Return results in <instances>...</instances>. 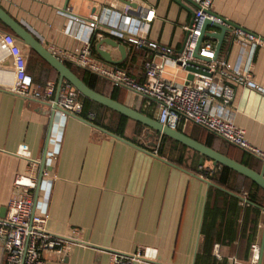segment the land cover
Segmentation results:
<instances>
[{
	"label": "crops",
	"instance_id": "obj_1",
	"mask_svg": "<svg viewBox=\"0 0 264 264\" xmlns=\"http://www.w3.org/2000/svg\"><path fill=\"white\" fill-rule=\"evenodd\" d=\"M127 1L69 0L66 8V0H0V5L50 51L80 48L90 35L94 55L107 61L97 44L103 38L118 41L125 46L124 54L110 43L101 46L111 57L107 62L142 79L148 59L162 60L159 51L148 45L137 46L125 35L104 32L98 38L90 34L84 21L105 17L107 8L120 10ZM135 3L155 11L143 33L145 38L181 52L187 38L184 26L194 20L195 1ZM211 11L264 40V0H214ZM130 14L138 15L136 10ZM146 16H150L149 11ZM76 18L80 20L76 22ZM224 26L230 28L224 40L228 45L218 54L230 59L238 73H251L264 89V44L235 41L231 38L234 26ZM103 27L108 26L103 23ZM71 30L74 35H69ZM4 31L9 30L0 25V32ZM208 31L220 29L210 25ZM209 38L217 44L216 38ZM19 44L27 54V68L37 86L43 87L49 79L59 82L56 69L37 52ZM172 59H166V75L178 81L190 79L187 72H173L177 66ZM99 86L107 94L118 89L119 102L156 118V105L146 106L131 90L113 87L102 78ZM222 104L219 99L217 105ZM92 110L105 126L117 121V114L108 107ZM225 114L245 129L253 144L264 148V92L250 86L237 88ZM180 130L206 144L207 131L199 125L188 122ZM125 133L138 142L105 133L61 108L55 109L52 103L0 88V214L7 212L9 201L20 193L14 183L16 176L30 172V163L16 154L25 143L33 158L40 161L33 168L37 179L35 212L48 213L47 229L66 236L71 243L63 260L59 253L48 251L44 264H112L114 252L134 253L140 247H149L155 257L133 264H257L251 246L261 245L264 206L255 210L256 205L246 200L244 192L211 179L220 167L182 143L166 137L173 154L164 149L160 154V148L145 141L152 137L146 127L131 118ZM143 135L146 137L141 140ZM211 147L238 161L248 159L257 171L263 167V161L218 136ZM234 149L238 156L229 152ZM178 159L182 161H175ZM232 178L241 185L242 177Z\"/></svg>",
	"mask_w": 264,
	"mask_h": 264
},
{
	"label": "built area",
	"instance_id": "obj_2",
	"mask_svg": "<svg viewBox=\"0 0 264 264\" xmlns=\"http://www.w3.org/2000/svg\"><path fill=\"white\" fill-rule=\"evenodd\" d=\"M194 1V20L184 26L187 38L181 52L145 38L143 33L148 30L146 25L155 14L148 6L137 5L134 9L126 3L120 10L107 8L105 17L93 16L84 20L90 28V34L95 33L98 38H102L104 32L119 37L125 35L137 46L148 45L159 51L162 60L148 59L142 79L131 75L126 69L97 58L92 50L90 35L80 48L51 52L64 62L95 73L113 87L131 90L144 99L146 106L155 104L156 119L163 125L180 130L188 122H193L264 161V148L253 144L245 129L225 114L226 106L234 99L237 88L250 86L262 92L264 89L255 82L251 73H238L230 59L217 54L216 43L209 37L202 40L198 56H195L205 19L224 25L226 22L210 14L214 0ZM133 10L138 15L131 16ZM147 11L150 12L148 17ZM78 20L80 19L76 18V22ZM103 23L108 27H103ZM74 34L72 30L69 32V35ZM231 38L235 41L264 44L260 37L236 27L231 30ZM167 58H173L174 65L194 75L193 79L178 81L167 76ZM0 88L25 98L57 104L65 112L91 122L97 117L96 111H85L81 93L69 81H62L60 88L59 82L52 79L47 80L43 87L37 86L27 68V54L16 35L9 31L0 32ZM219 99L222 100V106L217 105ZM16 154L26 159L32 169L27 174L16 176L14 183L20 193L9 201L6 215L0 216V264H44L48 251L59 253V258L63 260L71 247L69 239L49 231L46 227L48 213H36L34 209L37 179L33 168L40 161L33 158L29 145L25 143L19 146ZM251 251L253 262L257 263L260 244L253 243ZM154 257L152 249L140 247L134 253L114 252L112 264H133L135 260Z\"/></svg>",
	"mask_w": 264,
	"mask_h": 264
},
{
	"label": "water",
	"instance_id": "obj_3",
	"mask_svg": "<svg viewBox=\"0 0 264 264\" xmlns=\"http://www.w3.org/2000/svg\"><path fill=\"white\" fill-rule=\"evenodd\" d=\"M69 0H66L65 8L68 7ZM128 4H130L132 7L136 8L137 3H133L130 1H127ZM211 15H215L216 17L221 18L224 22L229 23V25H232L236 28H240L244 31L246 29H243L239 27L236 24H233L231 21H228L224 19L223 17L217 15L216 13L210 12ZM195 16V11H193V17ZM0 20L5 24V26L11 30L18 40L26 46L29 50L37 52L40 56H42L59 74V88L61 86L62 81L67 80L70 83H72L75 88L81 93L83 100L90 99L92 101H96L112 110H115L121 114L126 115L127 117L141 122L144 126H146V129L148 130L149 136H154V133L150 132V129L154 130L158 134H160L163 137H168L173 140H176L183 145L199 152L202 156H206L210 159H212L213 164L217 166L218 164L224 165L229 167L230 169L238 172L239 174L251 179L252 181L256 182L261 188L264 189V161H263V167L260 171L255 170L254 168L214 149L211 146L206 145L205 143L192 138L191 136L185 134L183 131L179 129H172L168 126L163 125L158 119L151 117L137 109H134L130 106H127L118 100H115L111 98L108 95H105L96 89L90 87L66 62L59 59L56 55H54L43 43L42 41L31 31L26 25H24L22 22L16 20L13 16H11L1 5H0ZM210 25H213L220 29V31H214L210 32L208 31V27ZM230 31V28L224 26L221 23H218L216 21H213L209 18L205 19L203 27H202V34L199 38V41L196 46V52L195 56H198L200 44L202 40L206 37H214L217 39L216 44V52L217 54L221 51L226 32ZM103 43H110L114 46H118L122 53L124 54V45L119 43L116 40H113L112 38H103L99 41L97 44L98 51L100 54L106 59L107 61L111 62V57L108 55V53H105V51L101 50V46ZM191 70V68H188ZM193 78V76H190V79ZM54 105L55 109L60 108L57 104ZM68 113V112H67ZM78 117V116H77ZM79 119L88 122L89 124L95 126L96 128L100 129L101 131L108 133L114 137H117L119 139H124L122 136H119L106 128L99 126L91 121H88L82 117H78ZM43 173V172H42ZM41 173V175H42ZM41 181V178L39 180V183ZM210 184H214L211 181H208ZM222 188L221 186H219ZM230 192V191H229ZM234 194V193H233ZM250 202V200H247ZM7 211V209H6ZM6 212L1 213V216H5ZM263 256H264V229H263V235H262V241L260 245V252L258 255L257 264H263Z\"/></svg>",
	"mask_w": 264,
	"mask_h": 264
},
{
	"label": "trees",
	"instance_id": "obj_4",
	"mask_svg": "<svg viewBox=\"0 0 264 264\" xmlns=\"http://www.w3.org/2000/svg\"><path fill=\"white\" fill-rule=\"evenodd\" d=\"M0 25L4 28L9 30L5 24L0 20ZM10 31V30H9ZM94 43V42H93ZM228 45L227 42H224L223 44V49H226V46ZM46 64H48L45 61ZM67 63V62H66ZM90 87L96 89L97 91L110 96L111 98L118 100L119 98L116 94V91H118V89L113 90L111 93L107 94L105 93L102 88H100L99 83H100V78L99 76H97L95 73L88 71L86 69H82V68H78L72 64L67 63ZM50 68H52V66L49 65ZM53 69V68H52ZM84 106H85V111H88L89 109L95 108H106L104 105L96 102V101H92L90 99H86L84 100ZM115 114H117V121L113 124V125H109V126H105L104 124H102L99 120L98 117L93 121L95 124L105 127L106 129H108L109 131L122 136L123 138H126L128 140H131L133 142H138V140L136 138H130L126 135L125 131H126V127H127V121L129 119V117H127L124 114H121L117 111H115ZM138 125L144 126L141 122L137 121ZM146 127V126H144ZM205 130V129H204ZM204 132V131H203ZM139 134V132H137ZM206 133V132H205ZM216 136L210 132L207 131V140H206V144L209 146H212L213 141L215 140ZM163 139H167L166 137H163ZM159 153H162V148L159 147ZM206 159H209L208 157H204ZM210 160V159H209ZM177 162H181V159L175 160ZM240 162L252 167L250 161L246 158H243ZM218 166L220 167V170L213 176H211V179L215 180L216 182H218L220 185L225 186L233 191L243 193V195H246L248 200H250L253 204L256 205V207L254 206L255 210H257V206L258 207H263L264 206V189L261 188L256 182L252 181L251 179L239 174L238 172L230 169L227 166L218 164ZM202 171V170H201ZM242 177L244 179V181L247 183L246 186H239V184L236 183L235 178L232 177ZM253 207V206H251Z\"/></svg>",
	"mask_w": 264,
	"mask_h": 264
},
{
	"label": "rangeland",
	"instance_id": "obj_5",
	"mask_svg": "<svg viewBox=\"0 0 264 264\" xmlns=\"http://www.w3.org/2000/svg\"><path fill=\"white\" fill-rule=\"evenodd\" d=\"M173 72H177V74L180 73L181 75H183V73L186 72V71H184V70H182V69H180V68H177V70L174 69ZM184 74H185V73H184ZM151 132H153V133L155 134L153 137H150L149 139L146 140V139H145L146 135H143V136L141 137V140H144V139H145V141H147V142L151 141V142H153V145L156 146V148L161 147L162 149H164V151H166V152H170L171 154H173V150L171 149L172 145H171L170 142H168L169 140L165 141L163 138H161V137L159 136L158 133H156V132L153 131V130H151ZM218 143H219V142H218ZM218 143L216 142V144H218ZM171 150H172V151H171ZM186 152H187V150H186ZM229 152H231L233 155H234V153H235V154L238 156V154L235 152V149H234V150H229ZM174 153H175V152H174ZM175 154L178 156V153H177V152H176ZM186 155H187V154H186ZM239 183L241 184V186H246V185H247V183L244 181L243 178H242V179H241V178L239 179Z\"/></svg>",
	"mask_w": 264,
	"mask_h": 264
}]
</instances>
